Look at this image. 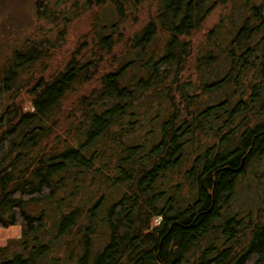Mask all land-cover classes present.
I'll return each mask as SVG.
<instances>
[{"label":"trees","instance_id":"obj_1","mask_svg":"<svg viewBox=\"0 0 264 264\" xmlns=\"http://www.w3.org/2000/svg\"><path fill=\"white\" fill-rule=\"evenodd\" d=\"M34 10L0 74V264H264V206L233 202L264 194V0Z\"/></svg>","mask_w":264,"mask_h":264},{"label":"rangeland","instance_id":"obj_2","mask_svg":"<svg viewBox=\"0 0 264 264\" xmlns=\"http://www.w3.org/2000/svg\"><path fill=\"white\" fill-rule=\"evenodd\" d=\"M36 1L37 0H0V74L4 69V62L12 52V49L22 45L21 43L26 38H31L35 33V27L41 23L36 18L34 10ZM215 18L216 15L212 14L207 23H210ZM89 22V13L85 12L80 15V18L69 23L66 30L67 33L61 41L62 44L58 47V54L50 63L51 68L57 67L58 60H62L66 57L67 52L75 45V40L78 36L87 30ZM236 189L237 191L233 202L238 210L248 209L253 211L255 207L259 206V208H262L264 206L263 191L261 190V202L259 191L255 187L252 179L244 180ZM115 191L116 190H107L105 194L106 198L108 197V199H111L118 197L120 194ZM99 192H95L94 194L96 195ZM97 228L96 233L91 238L94 252L98 250L105 241L103 224L100 223ZM20 235L21 232L18 226L10 225L6 228H0V243L7 244L11 240L18 239Z\"/></svg>","mask_w":264,"mask_h":264}]
</instances>
